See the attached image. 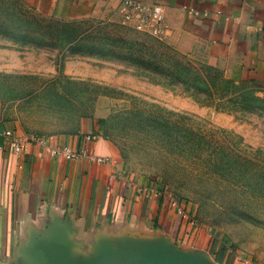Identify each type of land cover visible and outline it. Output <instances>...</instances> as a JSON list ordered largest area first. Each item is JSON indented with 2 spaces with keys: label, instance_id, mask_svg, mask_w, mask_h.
Here are the masks:
<instances>
[{
  "label": "rangeland",
  "instance_id": "1",
  "mask_svg": "<svg viewBox=\"0 0 264 264\" xmlns=\"http://www.w3.org/2000/svg\"><path fill=\"white\" fill-rule=\"evenodd\" d=\"M165 44L121 15L60 19L0 0V104L21 134L102 118L129 173L264 264V84Z\"/></svg>",
  "mask_w": 264,
  "mask_h": 264
},
{
  "label": "crops",
  "instance_id": "2",
  "mask_svg": "<svg viewBox=\"0 0 264 264\" xmlns=\"http://www.w3.org/2000/svg\"><path fill=\"white\" fill-rule=\"evenodd\" d=\"M60 19H120L127 0H25ZM153 6L173 51L264 84V0H131ZM22 138L21 152L4 133ZM76 154L51 156L39 142ZM219 241V242H216ZM0 264H255L186 206L129 173L102 118L58 136L21 134L0 104Z\"/></svg>",
  "mask_w": 264,
  "mask_h": 264
},
{
  "label": "built area",
  "instance_id": "3",
  "mask_svg": "<svg viewBox=\"0 0 264 264\" xmlns=\"http://www.w3.org/2000/svg\"><path fill=\"white\" fill-rule=\"evenodd\" d=\"M121 21L125 26L161 43H165L168 39L169 28L164 15L153 6L131 0L124 1L121 9ZM4 135L14 151L21 152L24 150L20 136H16L12 131H7ZM39 142L45 147V152L51 156H64L68 160L75 159L77 156L68 149L46 146L43 140H39Z\"/></svg>",
  "mask_w": 264,
  "mask_h": 264
}]
</instances>
